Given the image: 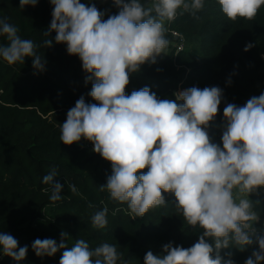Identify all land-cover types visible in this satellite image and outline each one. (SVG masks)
<instances>
[{"label":"clouds","instance_id":"obj_1","mask_svg":"<svg viewBox=\"0 0 264 264\" xmlns=\"http://www.w3.org/2000/svg\"><path fill=\"white\" fill-rule=\"evenodd\" d=\"M37 2L20 0V7ZM217 2L233 22L254 20L264 6V0ZM51 4L52 20L43 34L48 37L55 31V42L66 44L68 54L80 58L90 74L85 82L92 81L89 95L98 102L86 104L83 97L77 100L60 125V140L72 145L83 138L111 163L112 174L100 190L126 204L133 219L166 205L164 193H172L176 212L189 226L203 230L189 248L169 242L163 246V255L148 251L144 264H234L231 258L224 260L220 250L232 245L244 249L253 243L258 250H253L245 264H261L264 234L254 227L260 219L255 209L259 201L253 202L249 196L264 187V93L251 97L244 106L230 103L224 108L222 147L212 142L207 131L221 103L219 87H191L176 93L175 100L158 99L149 87L125 93L130 73L166 53L170 41L165 23L185 13L198 19L196 14L205 8V0H151L148 5L141 0H114L118 14L107 20L94 4L81 0H51ZM17 32L15 26L0 19V36L9 41L0 46V58L11 65L31 57L33 68L43 71L46 62L36 53L38 46ZM43 44L51 47L53 41L46 39ZM252 47L250 43L244 50ZM56 176L52 169L42 181L50 186L43 191H51L53 202L62 198L63 186L54 182ZM68 187L72 193L78 192L74 184ZM108 211L104 206L94 213L95 228L106 227ZM117 211L120 209L113 215ZM66 237L62 232L59 244L37 238L31 247L38 257L54 256L64 249L59 264H117L120 259L112 244L91 248L80 239L69 247ZM27 252L28 246L18 247L16 238L0 233V254L19 262Z\"/></svg>","mask_w":264,"mask_h":264},{"label":"trees","instance_id":"obj_2","mask_svg":"<svg viewBox=\"0 0 264 264\" xmlns=\"http://www.w3.org/2000/svg\"><path fill=\"white\" fill-rule=\"evenodd\" d=\"M81 3L94 4L104 13V20L119 11L114 0ZM141 3L148 5L151 0ZM53 9L51 0H38L35 6L23 9L20 0H0V19L15 26L22 39L32 40L38 46L36 53L46 62L40 71L33 68L31 57L11 65L0 58V233L16 238L18 247L28 246L24 260L17 262L0 254V264H59L64 249L54 256L38 257L31 245L37 238L59 244L62 232L67 233L69 247L80 239L91 248L105 242L114 245L120 255L117 264H144L148 251L163 255V246L169 242L174 247L193 246L203 230L192 228L176 212L172 193H164L166 205L133 219L126 204L100 190L112 174L111 163L83 138L72 145L60 140V125L77 100L83 97L86 104L98 102L89 95L92 81L85 82L90 74L84 71L80 58L69 55L66 44L55 42V31L48 37L43 34L50 26ZM196 15L198 19L185 13L165 23L170 41L166 53L130 73L125 93L149 87L158 99L175 100L180 88L219 87L221 103L207 131L212 142L222 147L224 108L230 103L244 106L251 97L264 93V6L254 20L238 18L233 22L222 13L217 0H205V8ZM173 30L184 37V49L177 54L179 36ZM46 39L53 41L51 47L44 46ZM8 43L6 36H0V46ZM250 43L253 47L245 51ZM52 169L57 171L54 182L63 186L62 198L56 202L49 199L51 191H43L50 188L42 181ZM71 184L76 186V194L70 191ZM250 199L259 201L255 209L260 219L254 227L264 234V189H258ZM104 206L109 210L108 223L103 229L95 228L92 216ZM115 209L120 211L113 215ZM206 240L214 246L211 238ZM253 250H258V244L244 249L232 245L221 249L220 255L234 264H245Z\"/></svg>","mask_w":264,"mask_h":264},{"label":"built area","instance_id":"obj_3","mask_svg":"<svg viewBox=\"0 0 264 264\" xmlns=\"http://www.w3.org/2000/svg\"><path fill=\"white\" fill-rule=\"evenodd\" d=\"M174 35L179 36V40L176 43V54L184 49V37L178 33L177 31L173 30ZM264 188V187H263Z\"/></svg>","mask_w":264,"mask_h":264},{"label":"crops","instance_id":"obj_4","mask_svg":"<svg viewBox=\"0 0 264 264\" xmlns=\"http://www.w3.org/2000/svg\"><path fill=\"white\" fill-rule=\"evenodd\" d=\"M184 90H187V88H180V89L178 90V93L181 92V91H184ZM260 189L263 190L264 188L262 187V188H260ZM249 199H250V196H249Z\"/></svg>","mask_w":264,"mask_h":264}]
</instances>
